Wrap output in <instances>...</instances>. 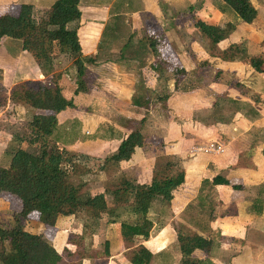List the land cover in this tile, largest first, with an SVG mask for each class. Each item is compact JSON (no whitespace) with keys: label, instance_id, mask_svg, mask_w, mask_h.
<instances>
[{"label":"crops","instance_id":"0c3cea01","mask_svg":"<svg viewBox=\"0 0 264 264\" xmlns=\"http://www.w3.org/2000/svg\"><path fill=\"white\" fill-rule=\"evenodd\" d=\"M55 1L0 0V14L14 12L21 4H31L35 10L46 11ZM250 1L258 12L251 23L242 21L222 0L80 1L78 38L82 55L93 59L86 63L83 75L91 89L74 93L76 70L71 62L67 63L62 58V70L67 69L68 73L55 80L63 94L72 98L73 106L58 113L57 126L48 139L52 143H63L70 149L78 147L83 153L94 152L104 156L110 152L111 145L116 143L112 148L116 152L121 140L133 129L140 128L144 143L135 148L129 160L119 162L122 167L128 166L123 169L121 178L139 183L151 181L156 158L149 157L146 132L162 134L164 152L177 155L185 170L184 183L173 192L168 221L157 226L149 216L156 225L149 239L137 236L133 243L125 244L119 233L120 223L100 225L101 242H109L108 254L104 247L101 264H132L127 260L124 248L138 243L150 251L149 264H182L181 260L186 258H183L177 239L176 229L180 225L212 239L209 252L200 249L191 251L190 259L194 261L189 264H264V70L256 72L247 65L246 59L216 58L217 54L211 51H223L233 44H244L248 56L260 55L264 58V4ZM196 2L197 8L189 13L194 15L193 19L185 11L187 6ZM194 20L219 26L233 23L236 27L227 38L212 47L209 39L194 26ZM190 24L193 29L186 27ZM17 26H21L22 36H4L0 44V70L4 72L3 81L9 91L8 96L12 86L22 81H36L54 87L52 73L44 75L30 53L22 50L23 35L31 25L22 21ZM189 33L194 38L188 42ZM149 38H153V46H150ZM160 42L176 45L172 53L181 60L185 71L183 78H187L190 72L187 64L201 69L206 63V68H203L209 72L214 69L225 71L231 67L229 77L235 81L217 82L219 77H213V82H198L196 76L194 81L197 82H182V77L178 82H175V77L172 81L168 80L165 64L162 61L154 64L153 54ZM225 43V47L219 48ZM12 66L14 69L10 74L8 70ZM148 76H151L150 81ZM10 78L11 81L6 84ZM175 88L179 91L162 101L165 94ZM175 100L188 101L193 104L194 110L176 112L175 115L180 118L172 120V114L167 117L160 108L166 104L165 109L170 110ZM22 107L25 110V106ZM224 107L226 114L221 113ZM104 124L113 132L109 137L97 135V130ZM94 135L99 139L96 140ZM217 147L221 150H216ZM143 164L146 165L144 168H148L146 176L138 172ZM135 166L138 168L137 175L132 170ZM218 174L227 178L230 184L212 185L210 181ZM204 180L208 183H203ZM232 185L238 187L233 188ZM213 191L218 192L217 195L214 192L215 197ZM211 196L216 202L213 219L191 223L188 205L200 208L199 202H208ZM114 207L121 215L120 222L135 221L125 205L114 204ZM8 209L9 206L0 197V218L10 214L5 212ZM123 215H126L125 219ZM74 217L62 218L57 225L69 223ZM195 218H198L197 215ZM91 228L84 237L83 249H86ZM28 229L32 231L29 225ZM215 231H218L219 238H214ZM224 256L227 258L224 259Z\"/></svg>","mask_w":264,"mask_h":264},{"label":"trees","instance_id":"16d2710c","mask_svg":"<svg viewBox=\"0 0 264 264\" xmlns=\"http://www.w3.org/2000/svg\"><path fill=\"white\" fill-rule=\"evenodd\" d=\"M80 1L56 0L46 11H37L31 4H21L14 12L0 14V44L4 36H22V28L17 26L18 22L24 21L31 25L30 30L23 35L22 50L30 53L44 75L52 73L55 85L51 87L40 82L22 81L10 90V101L33 110L31 120L27 124L28 132L23 135L14 134V141L33 146L40 140L42 143L37 152L18 145L10 155L9 164H0V195L8 194L19 199V205L9 214L10 219L0 218V264H63L65 257H82L80 250L74 251L67 246L59 252L43 233L30 231L27 222L32 219L39 221L43 226L54 227L62 218L84 213L86 218L81 234L76 238H68L69 243L78 246L85 244L84 237L93 224L99 222L106 226L116 222L114 218L109 217L110 206L106 199L108 192L84 191L82 184L71 182L70 172L65 164L74 153L67 159L68 150L48 139L57 126L58 113L73 106L72 98L63 94L55 80L62 77L63 73H68L67 69L62 70V58L71 62V66L76 70L74 93L91 89V85L83 78L86 63L92 62L93 59L81 53L78 38ZM222 1L245 23H251L257 16V9L250 0ZM195 26L209 39L212 47L227 38L236 27L233 23L219 26L202 20H196ZM149 39L150 46H153V38ZM222 54L223 59H246L256 71L264 70V58L247 56L244 44H233L223 50ZM176 72L178 76H175V82H178L179 75H185V71L181 67L177 68ZM5 101L6 92L0 86V108ZM143 143L144 135L141 129H133L121 140L116 152L103 160L104 166H118L120 161L129 160L135 148ZM184 180L185 170L180 165V160H167L154 169L149 183H139L123 177L109 190L114 204L125 205L127 211L135 217L133 223L122 221L119 224V233L125 244L133 243L137 236L145 240L151 237L156 226L149 217L152 203L159 200L169 206L174 197V190L182 185ZM203 183H208V180ZM210 183L230 184L229 180L220 174L213 177ZM199 204L203 206V202L200 201ZM197 217L189 221L197 224V221L212 220L214 216L212 212L202 219ZM176 231L183 250H211L212 239L184 225H180ZM103 243L108 254L109 242L104 240Z\"/></svg>","mask_w":264,"mask_h":264},{"label":"rangeland","instance_id":"374dc122","mask_svg":"<svg viewBox=\"0 0 264 264\" xmlns=\"http://www.w3.org/2000/svg\"><path fill=\"white\" fill-rule=\"evenodd\" d=\"M254 2L256 4L263 2V4H264V0H257V1L254 0ZM197 4H198V2H196L192 5L190 4L189 6H187L185 12L188 14V16L190 18L194 19V15L191 16L189 13L194 12V10L197 8ZM37 11H40V9ZM222 17L224 18V20H227V18L225 16H222ZM228 19L230 20L229 17H228ZM195 22L196 21L194 20V26H195ZM186 27L193 29L192 24H190ZM188 28H187V30L189 32ZM187 36L189 37L188 42H189V39L194 38V36L191 35L190 33ZM17 41H19V40H17ZM262 43L264 46L263 40H262ZM12 45H13L12 46V49H13L14 43ZM171 45H172V47H171ZM171 45L167 42H160V44L157 46L155 54H153L154 62H155L154 64H157L159 61H162L165 64L164 66L167 68V71H168L167 73H169V79L168 80H170V81L174 80L175 76H178L176 69L181 68V66H182L181 60L179 59V57L176 58L172 53V52H174L173 49H175L176 45L172 42H171ZM226 45H227V43L223 44L222 46H219V48L225 47ZM204 47H207V45H204ZM211 51H212V53L217 54L215 56L216 58H223V54H222L223 51L221 49H220V51L218 49H213ZM249 57L258 58V57H262V56L253 55V56H249ZM67 63H65L64 65H66ZM246 63L248 66L251 67V64L249 63V61ZM187 65H188L187 68L190 70V72H189L187 78H183L184 74L179 75V77L183 76L182 82H197V81H194L195 76L198 79V82H213V80H212L213 77L215 79L219 77L217 82H234L235 81L234 79L231 78V76L229 77L230 72H228V71L231 69V67L226 68L225 71L223 69H222V71L219 69H217V70L214 69V70H211L209 72L207 70H204V68H203L206 66V63H204L202 65L201 69L200 68L194 69L195 68L194 66L191 67L189 64H187ZM193 65L196 66V64H193ZM190 67H191V69H190ZM13 69H14V66L10 67V69L8 70L11 72L10 74H12ZM151 70L153 71V68ZM224 72L226 74L225 76H224ZM256 72H258V71H256ZM222 73H223V75H222ZM146 74L148 75V72H146ZM0 75H1L0 86H2V88H4V90L6 92L5 104L0 108V161H1V164H3V162H4L3 165L7 166L9 164L10 155H11L12 151L18 145H21L30 151L37 152L39 150V146L41 145L42 142L40 140L38 143H36L33 146V145H28V143L20 144V143H17L16 141H14V138H13L14 134H22L23 135V134H26L28 132L27 124L31 120L33 111L28 110L26 107H24L25 108V110H24L22 107L23 106L22 104L10 101L9 96H8L9 91L7 90L6 85H4L5 81H3V79H4L3 69L1 70ZM147 79L150 81L151 76H148ZM168 80L167 81L165 80V82H168ZM10 81H11V78L7 79L6 84H9ZM183 84H185V83H183ZM142 87H143V85H142ZM189 88H192V87H189ZM177 91H179V90H177L175 88L174 90H172L171 93L165 94V96L162 98V101H164V100L170 98L171 96L175 95L177 93ZM161 97L162 96H159L158 98H161ZM8 99H9V101H8ZM213 102H214V105H216L215 104L216 101H213ZM165 105L166 104L162 105L163 108H160V109L165 111L164 115L167 117H169V115L172 114V116H173L172 120L173 119L177 120L180 118V116L175 115L176 112L177 113H179V112L180 113H184V112L188 113L189 111L194 110L193 104L189 103L188 101L175 100L171 103L170 110H167V108L165 109ZM226 107H224L225 108L224 112H221V113H223V114L227 113ZM109 115L111 116V114H109ZM146 133H147L146 136L148 137L146 139L147 140L146 144H148L149 149H150L149 150V157L154 156V158H156L155 159L156 163H155L154 169L158 165H161L164 162H166L167 160H173V161L179 160L177 155L168 154V153L164 152L165 144L163 143L164 139L162 138L163 137L162 134H159V133L158 134L157 133L156 134H154V133L148 134V132H146ZM112 134H113V132H111L110 128H108V126H106L105 124L102 125V127H100L99 130H97L98 136L102 135V137H103V135H105V137H109L108 135L111 136ZM93 137L96 138V140L99 139L96 137V135H94ZM89 138H91V137H88V139ZM92 140H94V139H92ZM57 144L62 149L68 150L69 155L67 154V159H69L71 154L74 153L73 156L65 164L66 169L69 170V172H70L71 182L75 183L76 185L82 184V189L84 191L95 192V191H105L106 190L108 192L106 197L108 198V202H109V206H110L109 217L111 219L114 218L116 220L115 223L119 224L120 219H121V215H120V213H118V211L114 207L113 196L109 193V190H111L112 188H114L116 186V184L119 182L120 178L123 175L122 174L123 169L127 168L128 166L124 165L125 167L124 166L122 167L119 164H118V166L108 164L107 167H105L103 164L104 159L109 157L111 153H115L114 149H112V148H115L116 143H114L113 145L110 146V148H111L109 150L110 152L104 156L96 155L94 152L83 153V152L78 150V147H72L75 149H70L69 146H67L63 143H61V144L57 143ZM94 149H96V148L94 147ZM69 152H71V153H69ZM143 165H144L143 168L139 169L140 171H138V168L136 166L133 167L132 170H133L134 174L137 175V171H138L140 175L142 174V176H146L148 168L147 167L144 168L146 165L145 164H143ZM151 166H152V163H151ZM149 168H151V167H149ZM214 192L216 195L218 194V192L213 191V193H212L213 196H214ZM0 197L2 198V201H4L5 204H7L9 206V209L6 210L5 212H8V211L11 212L13 208H15L16 206L19 205V199L16 198L15 196L8 195V194H1ZM203 202H205L206 209L200 205H199L200 208H198V207L195 208L194 205H188L187 211H189V215L191 216V218L195 219L196 215L199 216V214H203V215L199 216V218L202 219L203 217H207L209 215V213H212L214 210H216V207H215L216 202L212 196H211V199L208 200V202H206V201H203ZM200 209H201V211H200ZM195 210L197 213H195ZM149 212H150L149 216L156 222V224L158 226V225H162L166 220L168 221L169 215H170L169 213L171 212V210L169 209V206L165 205L163 202H161L159 200H155L153 202ZM123 213L124 212H122V214ZM126 215H123L122 218L125 219ZM186 215H188V214H185V216ZM6 217L8 219H10V215L6 216ZM85 218H86V215L84 213H79L73 219L70 220L71 222H69V223L66 222L65 224H64V222H61L60 225H57V227L43 226V225H41V223L39 221H37L35 219L28 221L27 225H29V228H31L32 231H39V232L43 233L52 242V244L54 245L56 250H58L59 252H62L63 248L65 246H67L68 248H70L71 250H74V251L76 249H78V250H80L81 254H83L82 257H72V258L65 257L63 264H78V263L82 264V263L87 262V261H89L91 264H101L102 263V261H101L102 257L104 258V256H103L104 244H103V242H101V238H100V234H101V229H100L101 226L100 225L101 224L99 222L93 224L91 230L89 231V233L87 235L86 249H83L82 246H78V244H72V243L68 242L69 237H72V238L73 237H75V238L79 237V234L81 231V226H82ZM205 221H207V220H205ZM173 222L175 223V221H173ZM112 223L114 224V222H112ZM217 232L215 231V233H214L216 235V236H214L215 239H216V237L217 238L220 237L218 235L219 233L217 234ZM224 242L226 243L227 240H225ZM219 243H220V241H219ZM135 244H137V243H135ZM180 249H181V253L183 255V258H186V259L181 260L182 264H184L183 262H186V261H187L186 264H189L190 261L191 262L194 261L193 259H190V256H191L190 251H188V250L185 251L182 248H180ZM124 250H125L127 260L130 261L132 264H149L150 251L146 247H144L143 245L138 243L135 246L133 245L131 247H126V249L124 248ZM117 251H118V249H117ZM114 252H116V249H114ZM225 258H227V256H224V259Z\"/></svg>","mask_w":264,"mask_h":264},{"label":"built area","instance_id":"2783aa9c","mask_svg":"<svg viewBox=\"0 0 264 264\" xmlns=\"http://www.w3.org/2000/svg\"><path fill=\"white\" fill-rule=\"evenodd\" d=\"M216 150L220 151L221 149H220V147H217Z\"/></svg>","mask_w":264,"mask_h":264}]
</instances>
